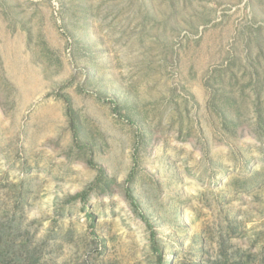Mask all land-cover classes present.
I'll list each match as a JSON object with an SVG mask.
<instances>
[{
	"label": "rangeland",
	"instance_id": "obj_1",
	"mask_svg": "<svg viewBox=\"0 0 264 264\" xmlns=\"http://www.w3.org/2000/svg\"><path fill=\"white\" fill-rule=\"evenodd\" d=\"M215 260L264 264V0H0V264Z\"/></svg>",
	"mask_w": 264,
	"mask_h": 264
},
{
	"label": "trees",
	"instance_id": "obj_2",
	"mask_svg": "<svg viewBox=\"0 0 264 264\" xmlns=\"http://www.w3.org/2000/svg\"><path fill=\"white\" fill-rule=\"evenodd\" d=\"M63 97H64V100L67 103V115L70 118L71 127H72V130H73L74 136H76L77 135L76 134V132H77V130H76V128H77V121H76V118H75V112H74V110L72 108V103H71L70 98L68 96H65V95ZM224 120H226V117L225 116H224ZM84 194H85V192L78 193L75 196H73L72 199H75V198H78V197H82V196H84ZM127 195L130 198V200H132V202L135 203V201H134L131 193L128 192ZM151 240H152V243H153V246H154V241H153L154 239H153V237H152ZM212 264H222V263L219 262V261H217V260H215V261L212 262Z\"/></svg>",
	"mask_w": 264,
	"mask_h": 264
}]
</instances>
